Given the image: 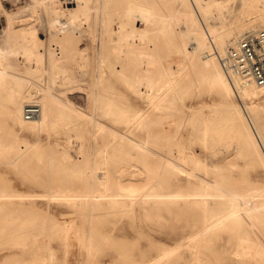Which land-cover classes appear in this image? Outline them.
<instances>
[{
	"label": "bare ground",
	"instance_id": "bare-ground-1",
	"mask_svg": "<svg viewBox=\"0 0 264 264\" xmlns=\"http://www.w3.org/2000/svg\"><path fill=\"white\" fill-rule=\"evenodd\" d=\"M39 1L51 16L50 20L55 21L52 36L45 39L43 50L35 49L38 42L35 34L31 39L24 36L22 40L8 48L6 46V52L15 54L21 52L25 62L31 64V61H35L34 66L32 64L26 66L28 72L40 68L44 58L45 78L26 74L16 76L19 77L17 85L9 84L5 77L6 73L10 72L11 65L7 60V53L1 48L0 99H5L4 110L8 115L21 120L23 124L30 123L34 130L44 125L57 127L58 123L66 129L80 125L78 119L83 118L85 113L75 108L70 98L61 97V89H54L52 85L57 76H67L65 63L75 57L78 68L91 64L86 69L89 73V89L84 98L94 103L97 111L120 122L125 129L110 127L109 137L100 143L102 148L99 157L105 161L120 154L114 152L117 150L122 153L118 155L119 157H115L114 161L132 152L131 156L134 153L145 162V168L132 166L126 170L122 169L121 177L115 183L111 182L110 173L104 164H101L100 168H95L89 164L90 162H79L74 169L70 167V171L66 173L74 176V180H63L61 187L53 190L50 195L70 201L76 208H88V211L100 208L98 202L101 197L106 200L108 207H126L127 210H131L136 202H141L143 212L148 214L152 210H160L172 204L175 206V211L186 213L190 218V232L179 238L174 245L163 244L158 253L147 258L150 260L149 264H156L159 259L189 240L195 242V245L189 246V252L195 257L202 256L198 250V245L202 242L214 253H220L225 250L224 245H219L215 241L219 239L223 230L229 231L235 225L244 227L245 218L249 220L250 225H258L259 221L264 219V187L246 194L228 190L224 185L233 174L222 168L226 167V163L213 157L208 161L207 153L201 155L194 149H185V141L177 131L170 135L172 139L168 138L169 144H175L176 155L173 150H169V153L157 151L146 140L130 133L138 127L145 130L144 134L154 132L153 126L157 125L167 131L172 130L174 126L180 129L187 121L195 119L192 123L196 129L194 140L200 147L210 145L209 136H229L239 142L237 151L250 159L249 164L252 165L256 158L264 162V153L260 151L264 149V83H257L254 79L226 70L221 61V55L228 44H234L241 34L248 30L256 31L264 27V0H239V4L236 0H174L177 1V5L170 6L165 11L161 9L157 0H114L111 5L105 2L106 0H92L90 5L99 9L100 17L98 16L99 25L96 32L91 29L95 37L90 51L79 43L82 38L81 28L73 19L79 9L86 13L85 10L89 7L87 0ZM227 3H230L231 7H227ZM217 8L221 13L225 10L232 11L237 21L228 25L212 24L209 22V16ZM139 19L142 24L138 25ZM8 25L10 24H7V27ZM156 33L171 40L172 49L181 54L188 66L179 67L176 64L178 67L174 69L166 65L161 76L162 82L152 91L139 90L137 94L134 90H130L129 94L122 91L121 89L133 85L139 88L141 80L150 74L149 70L141 67L155 61L152 51L157 45L151 39ZM95 55L97 60L93 58ZM95 62L98 68L95 67ZM195 77L205 79L209 85L222 90L230 97L231 102L225 109L227 121L225 124L222 123L224 125L222 130L220 122H223L224 117H211L210 112L201 111L200 105L192 102L187 105L190 108L186 116L180 113L176 115L177 122L174 126L165 125L175 109L183 110L185 114L182 107V109L170 107H174L173 103L178 98V91L189 85ZM228 78L232 79L233 83H230L232 80L229 81ZM90 80L98 85L93 86ZM131 95L135 96L131 97ZM32 99L39 100L40 111L36 116L26 118L23 115V105L25 101ZM56 112L61 113L56 115ZM245 112L247 114H244ZM237 118L241 119V126ZM95 125L99 128L100 124L92 126ZM75 131L77 134L83 132L81 129ZM91 134L95 139L96 132ZM0 143L2 145L0 151H4V140L0 139ZM32 148L34 147L25 152V156L22 150H17L15 159L19 160L23 156L26 158ZM10 156L12 155L5 157L7 161H11L8 159ZM65 157L67 161L71 160L69 155L66 154ZM152 158H155L157 164L154 167L151 164ZM198 171L207 172L209 176ZM197 174L206 176V180L197 178L195 176ZM169 182H173L177 187L167 189ZM15 194L18 193L0 190V248L30 245L29 239L33 242L39 234L42 239L47 240L44 251L31 250L30 246L27 249L38 261L34 264H55L51 261L56 254L49 243L50 238L53 236L67 238L71 231V234L81 239L85 252L94 255L91 237L77 222L51 220L49 223L44 219L46 225L44 220L37 222L22 217L17 223H6L10 215L22 213L27 209L8 201V198ZM105 236L109 237L108 234L102 235V242L108 241ZM254 239L250 235H243L238 243L231 244L233 248L240 246L241 253L230 248L232 253L239 256L242 254L245 257L258 254L261 252L260 249L262 250L260 246L264 243ZM111 246L119 248L124 256L129 254L128 243L119 245L112 243ZM44 255L47 261L40 262ZM137 263L139 262L135 264Z\"/></svg>",
	"mask_w": 264,
	"mask_h": 264
},
{
	"label": "rangeland",
	"instance_id": "rangeland-1",
	"mask_svg": "<svg viewBox=\"0 0 264 264\" xmlns=\"http://www.w3.org/2000/svg\"><path fill=\"white\" fill-rule=\"evenodd\" d=\"M0 1V49L2 48L3 52L7 53L6 46L8 48L17 41L22 40L24 36L31 39L36 34L35 38H37L38 42L35 45V49L42 51L45 39H49L52 36L55 25L53 23L55 21L50 20L51 16L44 10L41 2L39 0ZM91 1L87 0L89 7L85 10L86 13L83 12L84 10L79 9L78 14L76 13L77 16L73 17L81 28L82 38L79 43L86 46L85 48L88 51L92 50V42L95 37L91 29L96 32L99 25L97 24L99 21L98 16L100 17L99 9L96 6L90 5ZM113 1L106 0L105 2L111 5ZM157 2L163 11L170 6L174 7V5H177V1L174 0H157ZM236 3L239 4L240 1L236 0ZM226 6L231 7V4L227 3ZM8 17L10 20L7 19ZM236 19L232 15V11L225 10L221 13L219 8L214 9L209 16V22L216 26L228 25L231 22H236ZM7 24L10 25L7 27ZM137 24H142L140 19L137 21ZM153 36L151 41L157 45L154 51H152L155 61L150 65L145 64V66L141 67L149 70L152 76L148 74L141 80V86L138 85L140 86L139 88L133 85L126 87V89H121L128 94L130 90H134L136 94L139 90L140 92L154 90L162 82L161 76L164 73L163 70L166 65H170L174 69L178 66H188L186 60L182 59L181 54L172 49V42L168 37L158 33ZM9 53L6 56L11 66H9L10 72L6 73L5 77L9 84L12 86L17 85L18 78L26 74L45 78L43 70L44 58H42L43 61L40 68L28 72L26 66L30 62H25L24 55L21 52H16V54ZM93 58L97 60L96 55ZM34 63L35 61H31L33 66ZM94 64L98 68L97 63L95 62ZM65 66L67 76H57L55 83L52 85L54 89H61V97L70 98L71 104L85 113L83 118L80 117L78 119L80 125L74 126L75 130L79 131L81 129L82 133L79 132L77 134V131L73 130V127L66 129V127L60 126L59 123L57 127L44 125L34 130L31 128L30 123L23 124L21 120L8 115L4 110L5 99H0V139L4 140L3 147L5 149L4 151H0V190L18 193L10 196L8 201H12L13 205L20 204L27 208L22 213L10 215L6 219V223H17L22 217L37 222L44 219H47L49 223L51 220H63L66 223L77 222L80 228L91 237L90 241L94 255L87 254L81 239L69 231L67 238L57 236L50 238L49 243L56 254V257L52 258L51 261L55 264H135L136 262H139L137 264H146L145 262L149 264L150 260H147V258L158 253L163 244L174 245L179 238L190 232V218L186 213L183 214L182 212L175 211V206L172 204H168L160 210H152L148 214L145 211L143 212L141 202H136L134 208L131 210H127L126 207H108L106 200H103L101 197L98 202L101 205L100 208L89 209L88 211V208H76L70 201L50 195L53 190L61 187L64 183L63 180H74V176L67 175L66 173L70 171V167L74 169L75 165L77 166L79 162H90L89 164L95 166V168H100L101 164H104L106 170L110 173L111 182L113 183L121 177L120 171L122 169L126 170L132 166L135 168H145V162L134 153L131 156L130 153L132 152L124 158L116 159L117 161H114V158L119 157L118 155L122 153L117 150L114 152L120 154H116L115 157L112 156L110 159L107 158L105 161L99 157L100 148H102L100 143L109 137L110 127L124 128L117 120H113L97 111L94 103L88 102L84 98L85 93L89 89V73L86 69L91 64L80 67L82 68L80 69L76 65V58L74 57L65 63ZM157 76L160 77L157 78ZM129 80L131 79L129 78ZM49 82L51 83L50 79ZM230 83H233V80ZM90 84L93 86L94 84L98 85L93 80H90ZM28 87L32 88V86ZM78 88H82V90ZM235 100L239 102L237 97H235ZM191 102L195 105L199 104L200 109H202L201 111L210 112L211 117H224L223 122H220L221 130L224 128L222 123L225 124L227 121L225 109L228 103L231 102L230 97L226 96V93L222 90L209 85L205 79L196 77L189 85L178 91V98L173 103L174 107H170L171 109L182 107L185 114L183 110L175 109L176 111L169 116L170 119L165 125L174 126L177 122L176 115L180 113L186 116L190 108L187 105ZM58 113L61 112H56V115ZM152 113L155 114L156 112ZM244 114H247V112ZM194 120L187 121L180 129L174 126L172 130L167 131L157 125L153 126L154 132L146 134H144L145 130L141 127H138L134 131H130V129L128 131L136 137L146 140L153 149L162 151L163 153H169V150H173L174 154L177 153L176 147H174L175 144H169L168 138L177 131L182 135L181 139L185 141V149H194L201 155L207 153L206 159L208 161H211L213 157L220 162L226 163V167L222 168L231 171L233 174V177L228 179L227 184L224 185L228 190H235L246 194L251 190L257 191L264 187V162L256 158L252 165L249 164L250 159L242 156L237 151L239 142L229 136H209L208 142L210 145L200 147L196 140H194L196 130L192 124ZM237 121L239 124L241 123V119L237 118ZM94 124H100L99 128L96 125L92 126ZM93 132H96L95 139L97 138V141L92 137L91 133ZM69 138L72 140H69ZM247 144L250 146L248 140ZM32 146L34 148L31 149L29 156L26 157L27 159L24 158L25 152H28ZM172 146L173 148H171ZM0 147H2L1 143ZM17 150H22L24 155L19 160L15 159V152ZM260 151L264 153V149H260ZM10 154L12 156L8 159L11 161H7L5 157ZM66 154L71 157V160L67 161ZM152 159L151 164L154 167L157 164L155 163V158ZM198 172L203 173L202 171ZM203 174L207 177L209 176L207 172ZM195 176L206 180V176L200 175V177L199 174ZM69 183L72 184L73 182ZM169 183L171 185L169 184L167 189L171 190L177 187L173 182ZM48 192L50 193L48 194ZM45 195L49 197L47 198ZM47 222L45 221L46 225ZM243 224L244 227L235 225L229 231L223 230L219 239L215 241L219 245H224L225 250L220 253H214L209 246H205L202 242L198 245V250L202 253V256L195 257L189 252V246L195 245V242L194 240H189L165 257L159 259L156 264H264V244L260 246L262 248V250L260 249L261 252L255 255L245 257L242 254L239 256V254L232 253L231 249L237 253H241L242 248L240 246L233 248L231 244L238 243L243 235H250L253 239L255 238L254 240L264 243V219H261L258 225H250L249 220L245 218ZM104 234H108L109 237L105 236L108 241L102 242L101 236ZM46 242V238L42 239L38 234L36 240L34 239L33 242L32 239H29L30 245H12L0 248V264L37 263L38 261L33 258L32 253L27 249L30 246L31 250L43 252ZM112 243H117L118 245L128 243L130 245L129 254L124 256L120 253L122 251L119 248L111 246ZM46 261L47 257L44 255V258L40 262Z\"/></svg>",
	"mask_w": 264,
	"mask_h": 264
},
{
	"label": "built area",
	"instance_id": "built-area-1",
	"mask_svg": "<svg viewBox=\"0 0 264 264\" xmlns=\"http://www.w3.org/2000/svg\"><path fill=\"white\" fill-rule=\"evenodd\" d=\"M222 65L243 77L264 83V27L241 34L234 44H228L221 55ZM40 111L39 100L25 101L23 115L36 116Z\"/></svg>",
	"mask_w": 264,
	"mask_h": 264
}]
</instances>
